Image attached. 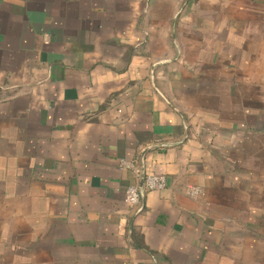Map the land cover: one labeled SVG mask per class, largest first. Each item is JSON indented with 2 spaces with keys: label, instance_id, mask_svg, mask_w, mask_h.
<instances>
[{
  "label": "crops",
  "instance_id": "0c3cea01",
  "mask_svg": "<svg viewBox=\"0 0 264 264\" xmlns=\"http://www.w3.org/2000/svg\"><path fill=\"white\" fill-rule=\"evenodd\" d=\"M0 264H264V0H0Z\"/></svg>",
  "mask_w": 264,
  "mask_h": 264
},
{
  "label": "built area",
  "instance_id": "2783aa9c",
  "mask_svg": "<svg viewBox=\"0 0 264 264\" xmlns=\"http://www.w3.org/2000/svg\"><path fill=\"white\" fill-rule=\"evenodd\" d=\"M120 166L133 173L136 184L130 186L125 192V202L131 207H139L145 194L154 191H163L167 188V179L162 174H146L138 161L128 162L121 160ZM202 191L198 188H190V196H199Z\"/></svg>",
  "mask_w": 264,
  "mask_h": 264
}]
</instances>
